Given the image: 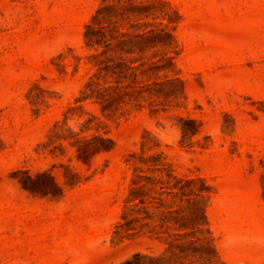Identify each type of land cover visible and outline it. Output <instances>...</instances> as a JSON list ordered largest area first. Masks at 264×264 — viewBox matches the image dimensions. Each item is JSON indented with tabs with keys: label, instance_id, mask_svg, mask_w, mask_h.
Instances as JSON below:
<instances>
[{
	"label": "rangeland",
	"instance_id": "rangeland-1",
	"mask_svg": "<svg viewBox=\"0 0 264 264\" xmlns=\"http://www.w3.org/2000/svg\"><path fill=\"white\" fill-rule=\"evenodd\" d=\"M135 252L264 264V0H0V264Z\"/></svg>",
	"mask_w": 264,
	"mask_h": 264
},
{
	"label": "trees",
	"instance_id": "trees-1",
	"mask_svg": "<svg viewBox=\"0 0 264 264\" xmlns=\"http://www.w3.org/2000/svg\"><path fill=\"white\" fill-rule=\"evenodd\" d=\"M94 28L95 25L91 23L86 24L87 31H85L84 35L85 42L88 46H94L95 44L101 43L99 36L88 35V30H93ZM102 69H105V71L109 73V63L98 67L95 78L92 76L90 77V81L87 84L90 86V92L86 93L83 98L92 97L96 101L100 102L103 107H106L111 104L112 90L111 84H109L108 80H99V74L101 73ZM95 140H99L100 143H95ZM77 141L80 143L77 153L78 157L87 159L99 150L109 149V141L111 140L108 137H102L96 134L91 137L78 138ZM167 175L169 177H173L175 180H181L179 177L173 175L170 172ZM17 181L22 188L26 189L32 194L54 196L59 193V186H57L52 177L45 172H36L31 174L27 169H24L21 171V175L17 176ZM173 187H178L181 189L182 186L177 185V183H173ZM125 264H165V258L160 255L135 252L130 258L125 260Z\"/></svg>",
	"mask_w": 264,
	"mask_h": 264
}]
</instances>
